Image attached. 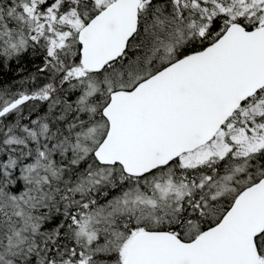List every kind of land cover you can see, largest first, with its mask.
Here are the masks:
<instances>
[{"label": "snow or ice", "instance_id": "1", "mask_svg": "<svg viewBox=\"0 0 264 264\" xmlns=\"http://www.w3.org/2000/svg\"><path fill=\"white\" fill-rule=\"evenodd\" d=\"M0 264H264V0H0Z\"/></svg>", "mask_w": 264, "mask_h": 264}]
</instances>
